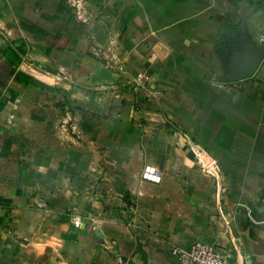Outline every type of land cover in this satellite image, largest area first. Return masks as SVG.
Returning a JSON list of instances; mask_svg holds the SVG:
<instances>
[{
  "label": "crops",
  "instance_id": "obj_1",
  "mask_svg": "<svg viewBox=\"0 0 264 264\" xmlns=\"http://www.w3.org/2000/svg\"><path fill=\"white\" fill-rule=\"evenodd\" d=\"M0 71L108 129L27 151L0 106V264H176L197 241L264 264V0H0Z\"/></svg>",
  "mask_w": 264,
  "mask_h": 264
},
{
  "label": "rangeland",
  "instance_id": "obj_2",
  "mask_svg": "<svg viewBox=\"0 0 264 264\" xmlns=\"http://www.w3.org/2000/svg\"><path fill=\"white\" fill-rule=\"evenodd\" d=\"M2 85L7 86V81L0 71ZM21 85L13 81L7 90H1L0 106L7 105L11 114L23 117L27 151L36 149L57 156L77 140L83 142L94 139L98 133L107 134L108 129L103 125L107 117L59 89Z\"/></svg>",
  "mask_w": 264,
  "mask_h": 264
},
{
  "label": "built area",
  "instance_id": "obj_3",
  "mask_svg": "<svg viewBox=\"0 0 264 264\" xmlns=\"http://www.w3.org/2000/svg\"><path fill=\"white\" fill-rule=\"evenodd\" d=\"M195 159L204 171L211 169L212 161L206 151L195 150ZM149 179L159 180V177L149 173ZM169 256L176 264H236L230 247H222L214 241H197L188 247H173ZM120 264L122 259L118 258ZM244 264H250L246 259Z\"/></svg>",
  "mask_w": 264,
  "mask_h": 264
},
{
  "label": "clouds",
  "instance_id": "obj_4",
  "mask_svg": "<svg viewBox=\"0 0 264 264\" xmlns=\"http://www.w3.org/2000/svg\"><path fill=\"white\" fill-rule=\"evenodd\" d=\"M48 243H54L55 244V243H58V241H56L55 238H53V240L48 241ZM36 247H37L38 251H41V252L43 251V244H37Z\"/></svg>",
  "mask_w": 264,
  "mask_h": 264
}]
</instances>
